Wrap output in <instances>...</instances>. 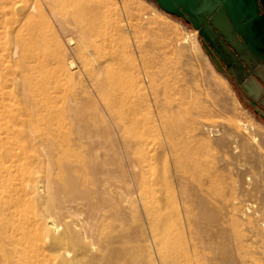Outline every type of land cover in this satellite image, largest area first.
Wrapping results in <instances>:
<instances>
[{
  "label": "rangeland",
  "instance_id": "rangeland-1",
  "mask_svg": "<svg viewBox=\"0 0 264 264\" xmlns=\"http://www.w3.org/2000/svg\"><path fill=\"white\" fill-rule=\"evenodd\" d=\"M84 1L94 9L93 23L106 34L96 37L98 44L104 38L105 41L100 53L82 58L75 53L78 38L73 33L47 27L53 50L65 54L61 63L68 71L61 80L62 87L72 90L89 115L108 128H101V132L109 133L108 146L114 147L122 161L119 184L124 185L129 178L131 159L138 165V175L145 174L148 184L143 193H124L117 201L121 204L119 215L109 214L98 221L104 229H110L113 222L121 223L123 228L116 233L133 241L115 245L120 250L112 254L110 264H162L151 244L147 206L161 210L172 235L167 248L172 254L185 251L190 255L192 251L191 238L186 233L187 217L203 237H208L206 231H212L207 248L211 255L203 256V264H231L224 259L227 253L222 246L231 244L233 232L257 233L253 249L258 252L264 238V94L255 97L263 106L252 102L240 86L241 81L227 75L228 68L208 48L199 31L154 0ZM12 27L9 22L0 29L6 35ZM192 31L196 33L194 44L186 41ZM69 38L74 44L68 42ZM18 60L19 55L11 53L0 61L2 71L10 74H1L0 87L13 94L18 93L23 81L24 67L16 66ZM72 61L73 66H69ZM154 74H161L157 87H169L183 121L193 123L190 134L218 142L235 129L239 120L255 128L260 147L252 146V155L233 153L236 143L230 140L222 149L215 146L204 150L201 169L190 165L184 171L179 165L185 164L183 149L189 135L178 134L173 140L169 137L162 122L166 119L165 98H159L156 107L154 98L146 93L152 87ZM231 74L236 75L232 70ZM92 87H102L103 94H95ZM222 153L231 156V164L218 157ZM177 175L184 177L181 182ZM251 205L259 211L246 212ZM95 247L92 255L97 252ZM171 259L169 264H195L175 260L174 255ZM259 263L264 264V256H260Z\"/></svg>",
  "mask_w": 264,
  "mask_h": 264
},
{
  "label": "bare ground",
  "instance_id": "bare-ground-1",
  "mask_svg": "<svg viewBox=\"0 0 264 264\" xmlns=\"http://www.w3.org/2000/svg\"><path fill=\"white\" fill-rule=\"evenodd\" d=\"M93 10L84 0H0V28L13 24L6 35L0 29V61L12 53L19 55L16 66L24 67L17 94L0 87V264H110L112 254L120 250L117 244L133 242L116 233L123 228L121 223L113 222L110 229H104L98 221L120 214L117 201L124 193H143L148 185L145 174L138 175V165L131 159L129 178L119 184L122 161L114 147L108 146L109 133L101 132L108 128L89 115L72 90L62 87L68 71L61 63L65 54L53 50L46 34L50 26L55 32L73 33L78 38L75 53L82 58L100 53L105 38L98 44L96 37L106 34L93 23ZM195 39L192 31L186 41L194 44ZM68 42L74 44L73 38ZM2 69L0 66V78L9 73ZM160 79L161 74H154L146 93L154 98L156 107L158 99L165 98L166 119L162 122L171 140L178 134L193 138L184 144L186 161L179 165L184 171L190 165L201 169L203 151L215 146L222 149L230 140L236 143L233 153L252 155V146L260 147L255 128L239 120L218 142L190 134L193 123L183 121L169 87H157ZM92 90L103 94L102 87ZM172 147L176 145L172 143ZM218 157L231 164V156L222 153ZM177 177L180 182L184 178ZM257 211L255 205L246 208V212ZM146 213L151 244L162 264H169L173 255L178 261L203 264V256L211 255L207 250L211 229L203 237L187 217L192 251L190 255L185 251L172 254L167 251L172 235L161 210L147 206ZM181 236L178 233V239ZM257 237L251 230L233 232L231 244L222 246L227 253L224 259L231 264H260L264 238L257 252L253 249ZM95 246L97 252L92 255Z\"/></svg>",
  "mask_w": 264,
  "mask_h": 264
},
{
  "label": "flooded vegetation",
  "instance_id": "flooded-vegetation-1",
  "mask_svg": "<svg viewBox=\"0 0 264 264\" xmlns=\"http://www.w3.org/2000/svg\"><path fill=\"white\" fill-rule=\"evenodd\" d=\"M154 1L160 6L158 0ZM186 1L192 2L188 4L189 8L182 0H162V3L178 11H168L169 13L193 25L191 16L196 14L190 7L198 5L199 0ZM226 1L227 4H216L217 0L211 1L210 4L215 9L212 16H207L208 21L215 17L223 32L217 30L211 35V40L205 41L222 65L228 68L227 75L238 82L241 81L240 86L251 101L261 104L255 97L264 94V0ZM205 25L204 23L203 27ZM231 70L236 75L231 74ZM249 75L252 78L247 80ZM263 97L261 95V98Z\"/></svg>",
  "mask_w": 264,
  "mask_h": 264
},
{
  "label": "water",
  "instance_id": "water-1",
  "mask_svg": "<svg viewBox=\"0 0 264 264\" xmlns=\"http://www.w3.org/2000/svg\"><path fill=\"white\" fill-rule=\"evenodd\" d=\"M160 3V7L164 10L170 11V12H178L175 9H171L169 7H166L163 3L162 0H158ZM178 1V0H177ZM212 0H199V4L196 6H192L190 8L193 9L194 13L196 15L191 16V21L193 23V26L199 31L200 35L204 39L211 40V35L215 33V31L220 30L222 31V26L221 24L215 20L214 18H211L210 21H208V17L212 16V13L214 12V6H212L211 3ZM183 4L189 8V3H192L190 1L182 0ZM186 2V3H185ZM221 2L228 3L226 0H217L216 4H220ZM216 6V5H215ZM185 7V8H186ZM199 19V20H198ZM206 24L203 27V24ZM225 34V33H223Z\"/></svg>",
  "mask_w": 264,
  "mask_h": 264
}]
</instances>
